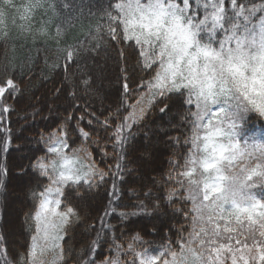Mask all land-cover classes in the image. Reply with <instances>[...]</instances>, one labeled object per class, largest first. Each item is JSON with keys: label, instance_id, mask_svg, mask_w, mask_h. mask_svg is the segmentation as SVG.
Here are the masks:
<instances>
[{"label": "snow or ice", "instance_id": "obj_1", "mask_svg": "<svg viewBox=\"0 0 264 264\" xmlns=\"http://www.w3.org/2000/svg\"><path fill=\"white\" fill-rule=\"evenodd\" d=\"M70 8L0 20V195L17 152L25 197L0 264H264V0Z\"/></svg>", "mask_w": 264, "mask_h": 264}, {"label": "trees", "instance_id": "obj_2", "mask_svg": "<svg viewBox=\"0 0 264 264\" xmlns=\"http://www.w3.org/2000/svg\"><path fill=\"white\" fill-rule=\"evenodd\" d=\"M5 1V0H4ZM68 2L72 5V8L67 10L68 16H79L80 12L83 11L84 16L87 17L88 13L91 11L93 14H98V10L101 6H107V0H68ZM22 7L20 5L19 0H10L9 2H3L0 0V20L7 21L8 27L11 29L14 21L19 22V16L21 14ZM84 23H87V20H84ZM80 32L79 24L77 23L74 29L73 34L78 35ZM101 65H103V60L100 61ZM103 78L98 80L96 86L100 89L101 97H104L102 100L103 105H109L112 103L114 99V95L116 90L119 88V84L116 81V72L109 68L105 73L102 74ZM52 84L49 83L45 85V88H51ZM45 88H41L36 92L37 96H40L45 92ZM94 105L99 107L101 105V99H96L93 101ZM13 127H17L20 124H23L22 120H17L15 114L12 116ZM28 133L25 132V135ZM137 144L143 143V136H138ZM14 143H20V141H14ZM21 153L13 152L9 157V163L13 165L12 168V179L8 182L7 190L4 194L0 195V215L3 217V222L7 223L10 235V240H22V236L20 239V233L22 231L21 225L23 220V214L21 211V207L18 205V201L21 199H25L24 193L21 189L20 181L15 178V173L17 169L14 167L15 164L19 163L18 157ZM163 162L164 157L160 158ZM24 163H27L24 161ZM166 166V164H165ZM14 208V213H16L17 218V231L12 232L10 225V209ZM9 217V218H8ZM153 239H157L158 237H153Z\"/></svg>", "mask_w": 264, "mask_h": 264}, {"label": "rangeland", "instance_id": "obj_3", "mask_svg": "<svg viewBox=\"0 0 264 264\" xmlns=\"http://www.w3.org/2000/svg\"><path fill=\"white\" fill-rule=\"evenodd\" d=\"M10 0H3V2H9ZM20 1V5H21V7L26 3V0H19ZM15 208V207H14ZM14 208H12L11 207V209H10V212H11V216H10V227H11V229H12V232H15V231H17V225H18V221H17V216H16V213H14Z\"/></svg>", "mask_w": 264, "mask_h": 264}, {"label": "bare ground", "instance_id": "obj_4", "mask_svg": "<svg viewBox=\"0 0 264 264\" xmlns=\"http://www.w3.org/2000/svg\"><path fill=\"white\" fill-rule=\"evenodd\" d=\"M23 202H24V198L18 201L19 207L23 208ZM20 239H21V235H20Z\"/></svg>", "mask_w": 264, "mask_h": 264}]
</instances>
